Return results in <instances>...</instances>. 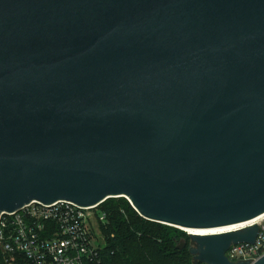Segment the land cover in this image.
I'll use <instances>...</instances> for the list:
<instances>
[{
	"label": "water",
	"instance_id": "1",
	"mask_svg": "<svg viewBox=\"0 0 264 264\" xmlns=\"http://www.w3.org/2000/svg\"><path fill=\"white\" fill-rule=\"evenodd\" d=\"M110 198L178 230L264 215V0H0V216ZM257 231L188 251L251 264L225 253Z\"/></svg>",
	"mask_w": 264,
	"mask_h": 264
},
{
	"label": "built area",
	"instance_id": "2",
	"mask_svg": "<svg viewBox=\"0 0 264 264\" xmlns=\"http://www.w3.org/2000/svg\"><path fill=\"white\" fill-rule=\"evenodd\" d=\"M103 203L82 207L67 201L35 202L1 215L0 264H18L19 260L23 264H103L100 251L104 245L92 236L106 223ZM253 225L258 227L254 244L231 245L225 253L230 262L253 264L264 255V215L233 225L227 232Z\"/></svg>",
	"mask_w": 264,
	"mask_h": 264
},
{
	"label": "trees",
	"instance_id": "3",
	"mask_svg": "<svg viewBox=\"0 0 264 264\" xmlns=\"http://www.w3.org/2000/svg\"><path fill=\"white\" fill-rule=\"evenodd\" d=\"M101 209L107 215L100 227L106 242L100 251L103 264H201L193 261L188 251V235L144 220L125 198L107 199ZM181 241L185 245L177 250Z\"/></svg>",
	"mask_w": 264,
	"mask_h": 264
},
{
	"label": "bare ground",
	"instance_id": "4",
	"mask_svg": "<svg viewBox=\"0 0 264 264\" xmlns=\"http://www.w3.org/2000/svg\"><path fill=\"white\" fill-rule=\"evenodd\" d=\"M257 218H259V217H257ZM256 219L254 218L252 221H255ZM232 228H234V227L230 226V227H224L221 229H210L209 231L200 230V229H195V230L183 229V230L187 231V233L189 235H196V234H206V233L210 234V232H215V233L219 232L220 233V232H225V231L231 230Z\"/></svg>",
	"mask_w": 264,
	"mask_h": 264
},
{
	"label": "rangeland",
	"instance_id": "5",
	"mask_svg": "<svg viewBox=\"0 0 264 264\" xmlns=\"http://www.w3.org/2000/svg\"><path fill=\"white\" fill-rule=\"evenodd\" d=\"M179 231L183 232L185 235H188V234H187V231H185V230H183V229H181V230H179ZM92 236H93L95 239H97V240L101 243V245H105L106 242H105L104 235H103V233H102L100 227H99L98 230H94V231L92 232ZM188 247H189V248H192L193 245L191 244V246H188ZM192 259H193V257H192ZM193 261H194V260H193Z\"/></svg>",
	"mask_w": 264,
	"mask_h": 264
}]
</instances>
